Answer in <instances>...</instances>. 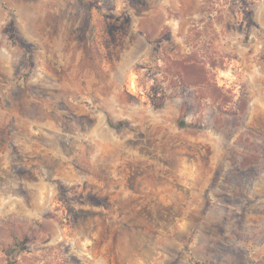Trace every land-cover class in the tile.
I'll use <instances>...</instances> for the list:
<instances>
[{
  "label": "rangeland",
  "instance_id": "obj_1",
  "mask_svg": "<svg viewBox=\"0 0 264 264\" xmlns=\"http://www.w3.org/2000/svg\"><path fill=\"white\" fill-rule=\"evenodd\" d=\"M11 263L264 264V0H0Z\"/></svg>",
  "mask_w": 264,
  "mask_h": 264
},
{
  "label": "trees",
  "instance_id": "obj_2",
  "mask_svg": "<svg viewBox=\"0 0 264 264\" xmlns=\"http://www.w3.org/2000/svg\"><path fill=\"white\" fill-rule=\"evenodd\" d=\"M13 253V250H9L8 251V255H10V254H12ZM11 264H13V263H11Z\"/></svg>",
  "mask_w": 264,
  "mask_h": 264
}]
</instances>
